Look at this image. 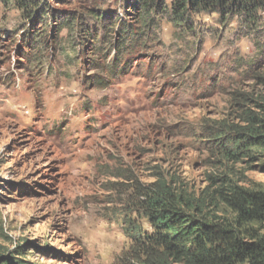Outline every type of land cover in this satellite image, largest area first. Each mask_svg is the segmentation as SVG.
<instances>
[{
	"label": "rangeland",
	"instance_id": "rangeland-1",
	"mask_svg": "<svg viewBox=\"0 0 264 264\" xmlns=\"http://www.w3.org/2000/svg\"><path fill=\"white\" fill-rule=\"evenodd\" d=\"M43 1L44 25L0 0V259L114 264L136 181L169 173L199 193L220 172L205 133L238 120L241 95L264 102V29L212 12L145 27L134 0ZM124 20L144 34L129 50ZM232 168L264 187V154Z\"/></svg>",
	"mask_w": 264,
	"mask_h": 264
},
{
	"label": "trees",
	"instance_id": "trees-1",
	"mask_svg": "<svg viewBox=\"0 0 264 264\" xmlns=\"http://www.w3.org/2000/svg\"><path fill=\"white\" fill-rule=\"evenodd\" d=\"M19 1V7L25 9L28 17L42 13L41 23H47V2ZM132 3L136 17L145 27L153 25L154 14L164 13L175 25L188 27L194 14L212 12L224 14L227 19L240 17L257 30L264 29L261 28L264 0H134ZM76 21L75 17H67L63 23L70 26ZM139 29L124 20L119 28L118 49L137 46L139 37L144 35ZM42 42L39 34L37 44ZM38 50L32 52L34 62ZM120 56L110 67L113 73L121 63ZM96 83L104 82L98 79ZM239 101L237 121H216L206 130V140L215 148L220 171L209 175L206 188L196 193L175 175L163 172H157L152 182L136 181L134 196L128 203L132 209L122 217L131 245L114 264H264V187L244 185L232 168V164L258 162L264 154V102L243 95ZM142 219H146L150 230L143 226ZM20 250L19 255L26 253L24 248ZM17 263L25 261L21 257L0 259V264Z\"/></svg>",
	"mask_w": 264,
	"mask_h": 264
},
{
	"label": "clouds",
	"instance_id": "clouds-1",
	"mask_svg": "<svg viewBox=\"0 0 264 264\" xmlns=\"http://www.w3.org/2000/svg\"><path fill=\"white\" fill-rule=\"evenodd\" d=\"M246 50V49H245Z\"/></svg>",
	"mask_w": 264,
	"mask_h": 264
}]
</instances>
